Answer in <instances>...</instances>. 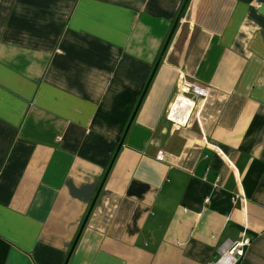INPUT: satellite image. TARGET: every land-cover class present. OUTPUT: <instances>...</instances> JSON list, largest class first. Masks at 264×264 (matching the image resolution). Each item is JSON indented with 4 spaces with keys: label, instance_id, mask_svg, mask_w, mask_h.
Here are the masks:
<instances>
[{
    "label": "crops",
    "instance_id": "1",
    "mask_svg": "<svg viewBox=\"0 0 264 264\" xmlns=\"http://www.w3.org/2000/svg\"><path fill=\"white\" fill-rule=\"evenodd\" d=\"M183 2L0 0V264H264V0H188L142 95Z\"/></svg>",
    "mask_w": 264,
    "mask_h": 264
},
{
    "label": "built area",
    "instance_id": "2",
    "mask_svg": "<svg viewBox=\"0 0 264 264\" xmlns=\"http://www.w3.org/2000/svg\"><path fill=\"white\" fill-rule=\"evenodd\" d=\"M206 96L207 92L202 88L192 83L184 82L167 107V120L170 121L175 129L188 126L195 107V99H202ZM162 158V152L159 151L157 159L161 160ZM245 241L246 239L234 246L230 251L221 252V255L210 264H234L237 257L242 254V246Z\"/></svg>",
    "mask_w": 264,
    "mask_h": 264
},
{
    "label": "water",
    "instance_id": "3",
    "mask_svg": "<svg viewBox=\"0 0 264 264\" xmlns=\"http://www.w3.org/2000/svg\"><path fill=\"white\" fill-rule=\"evenodd\" d=\"M187 2H188V0H184L183 4H182V6H181V9H180V11H179V14H178V16H177V18H176V20H175V22H174V24H173V26H172V29H171V31H170L168 37H167V40H166V42H165V44H164V46H163V49H162V51H161V54L159 55V58H158L156 64L154 65V67H153V70H152V72H151L150 78H149V80H148V82H147V84H146V86H145V88H144V90H143V92H142V95L144 94V92H145V90H146V88H147V85L149 84V82H150V80H151V78H152V76H153V74H154V72H155V70H156V67H157L158 63H159V61H160L162 55L164 54V52H165V50H166V47H167V45H168V43H169V40H170V38H171V36H172V34H173V31H174V29H175V27H176V25H177V23H178V21H179L181 15H182V13H183V10H184V8H185ZM133 115H134V114H133ZM132 118H133V116L131 117V119H130V121H129V124H130ZM125 133H126V131H125ZM125 133H124V135H125ZM124 135H123V137H122V139H121V141H120L119 146L122 144V140H123V138H124ZM66 263H67V260L65 261L64 264H66Z\"/></svg>",
    "mask_w": 264,
    "mask_h": 264
}]
</instances>
